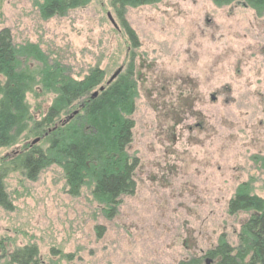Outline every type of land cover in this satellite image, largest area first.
Instances as JSON below:
<instances>
[{"label": "rangeland", "instance_id": "obj_1", "mask_svg": "<svg viewBox=\"0 0 264 264\" xmlns=\"http://www.w3.org/2000/svg\"><path fill=\"white\" fill-rule=\"evenodd\" d=\"M43 3L0 0V31L10 30L24 68L59 64L78 80L100 68L105 81L132 60L143 81L149 80L150 64L151 81L185 72L198 85L201 104L195 107L208 127L199 138L172 146V135L162 134L157 120V94L147 82L138 85L128 148L141 166L136 191L119 197L111 213L89 186L78 196L70 193L56 165L35 180L11 172L5 180L9 206L0 205V264H8L3 250L27 246L38 249L40 264H207L205 255L221 239L236 247L250 213L229 214L230 200L243 183L264 198V171L248 160L264 155V13L257 17L255 10L235 3L218 7L212 0L128 7L124 18L137 36L135 48L112 0H90L50 19L41 15ZM215 91L218 99L212 101ZM53 98L42 85L28 92L34 120ZM29 135L26 142L37 137ZM24 144L0 148V164ZM167 168L180 172L162 174ZM213 260L209 264H219Z\"/></svg>", "mask_w": 264, "mask_h": 264}, {"label": "trees", "instance_id": "obj_2", "mask_svg": "<svg viewBox=\"0 0 264 264\" xmlns=\"http://www.w3.org/2000/svg\"><path fill=\"white\" fill-rule=\"evenodd\" d=\"M161 1L112 0L111 5L133 47L139 44L135 32L124 18L126 8ZM212 1L218 7L235 3L255 10L258 16L264 13V0ZM89 2L44 0L40 12L42 17L50 19L66 15L71 9ZM17 54L10 30H1L0 148H12L22 141L25 144L1 160L0 205L5 208L9 206L5 180L11 172L19 171L27 179L35 180L43 170L56 165L63 171L66 183L71 188L70 193L78 196L84 187L89 186L95 199L112 213L120 203L119 197L132 195L136 191V174L141 169L139 160L129 154L128 148L133 142L135 127L131 115L139 96L137 80L144 84L141 78L143 74L132 60L125 70L120 68L119 74L110 83L109 80L105 81V71L100 68L92 69L78 80L59 64L43 69L24 68ZM150 65L153 67V64ZM135 67L138 69L136 73ZM41 85L42 89L52 92L54 98L42 118L36 121L30 112L27 94ZM101 86H104L103 91L99 90ZM96 89L98 95L93 97ZM153 104L157 107L155 99ZM74 111L77 114L69 119ZM64 116H67L65 120L62 119ZM104 118H107V123H104ZM158 121L162 124L161 115ZM29 134L40 138V143L26 142ZM163 149L165 151L166 148ZM165 153L169 155L171 150ZM257 159L264 171V158ZM172 170L167 168L166 171ZM251 191L248 184H241L228 204L231 215L250 213L240 229L238 245L232 247L221 239L206 257L217 258L219 264H264V198L253 195ZM1 246L3 248L0 242V254ZM3 251L8 264H40L35 246L9 253ZM190 264H198V261Z\"/></svg>", "mask_w": 264, "mask_h": 264}, {"label": "flooded vegetation", "instance_id": "obj_3", "mask_svg": "<svg viewBox=\"0 0 264 264\" xmlns=\"http://www.w3.org/2000/svg\"><path fill=\"white\" fill-rule=\"evenodd\" d=\"M151 68H153L152 65H149L148 69L151 72H149V80L145 82L149 85L148 90L152 91L153 94H157L154 99L162 116V134L167 132L172 135V146H176L179 141L199 138L206 131L208 122L200 117L202 112L197 111L198 109L195 107V104L198 103L196 97L198 85H194V80L191 78H186L190 76H187L188 74H185V72H181V74H176L175 72L173 77L162 74V76H155L151 81L150 76L154 73ZM137 83L138 85L143 84L138 80ZM228 92H231L230 86H228ZM217 93L215 91L211 94L212 101H217ZM198 104H201L200 101ZM167 122H169L168 125ZM176 135H178L177 139ZM167 150L166 148L165 151ZM175 152L176 150L172 151V153ZM257 158H264V155L261 153L253 154L248 160H251L252 163L255 161L256 166L261 170V165L257 162ZM160 163L162 165V160ZM179 172V169H173L172 171H165L162 174L175 175L176 177Z\"/></svg>", "mask_w": 264, "mask_h": 264}, {"label": "water", "instance_id": "obj_4", "mask_svg": "<svg viewBox=\"0 0 264 264\" xmlns=\"http://www.w3.org/2000/svg\"><path fill=\"white\" fill-rule=\"evenodd\" d=\"M108 16H109V18L111 19V21L113 22V24L116 26V23H115V21L111 18V15L109 14ZM120 70H121V69L117 70V71L113 74V76L110 78V80H109L108 83L112 82V81L117 77V75L119 74ZM99 90H100V91H103V90H104V86L100 87ZM97 95H98V91H95V92L92 94L93 97H95V96H97ZM75 114H77V111H75V112L69 117V119L73 118V115H75ZM39 141H40V138H36V139H34V140L32 141V144H37ZM211 261H212L211 258H207V259H206L207 264H209Z\"/></svg>", "mask_w": 264, "mask_h": 264}]
</instances>
